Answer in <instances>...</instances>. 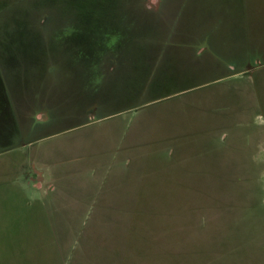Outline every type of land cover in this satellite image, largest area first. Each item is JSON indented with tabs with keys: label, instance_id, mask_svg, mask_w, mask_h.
Wrapping results in <instances>:
<instances>
[{
	"label": "rangeland",
	"instance_id": "obj_1",
	"mask_svg": "<svg viewBox=\"0 0 264 264\" xmlns=\"http://www.w3.org/2000/svg\"><path fill=\"white\" fill-rule=\"evenodd\" d=\"M0 264H264V0H0Z\"/></svg>",
	"mask_w": 264,
	"mask_h": 264
},
{
	"label": "flooded vegetation",
	"instance_id": "obj_2",
	"mask_svg": "<svg viewBox=\"0 0 264 264\" xmlns=\"http://www.w3.org/2000/svg\"><path fill=\"white\" fill-rule=\"evenodd\" d=\"M36 122V121H35ZM40 122V121H39Z\"/></svg>",
	"mask_w": 264,
	"mask_h": 264
}]
</instances>
